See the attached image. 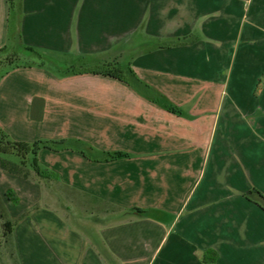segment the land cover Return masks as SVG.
Segmentation results:
<instances>
[{
  "label": "crops",
  "instance_id": "obj_1",
  "mask_svg": "<svg viewBox=\"0 0 264 264\" xmlns=\"http://www.w3.org/2000/svg\"><path fill=\"white\" fill-rule=\"evenodd\" d=\"M18 34L41 53L84 58L71 78L130 65L172 105L125 87L154 123L142 150L76 152L61 179L45 177L50 194L0 168L17 264H264V206L245 196L264 193V147L252 145L264 144V0H0V50ZM34 69L14 67L0 93H18L11 79ZM19 92L30 110L37 95ZM41 93L46 106L62 101L61 86ZM239 121L253 134H227ZM15 181L18 204L6 196Z\"/></svg>",
  "mask_w": 264,
  "mask_h": 264
},
{
  "label": "rangeland",
  "instance_id": "obj_2",
  "mask_svg": "<svg viewBox=\"0 0 264 264\" xmlns=\"http://www.w3.org/2000/svg\"><path fill=\"white\" fill-rule=\"evenodd\" d=\"M12 49L8 47L5 51L0 52V82L9 71L18 65L33 66L42 69V71L40 69H37L40 71H35L34 69L27 78L19 76L11 79L12 82L10 80V86L20 87L18 93H20L19 90L29 89L31 94L37 95L34 97L30 110L26 108L24 100L26 96L18 94L17 89H13L15 87H12L14 93H11V95L6 89H3L4 91L0 93V122H3L4 125L1 126L0 124V129L10 139L19 136L31 146L28 152L19 153L13 142L4 137L0 140V149L11 151V153H0V156L16 163H22L23 170L28 172V177L34 175V177L36 176L44 182L48 194L51 193L53 188H56V181L49 185L45 177L58 178L61 174L57 172V169H61V165L63 171L67 172V167H72L74 163H77L73 156L76 152H90L94 156L105 151H110L113 154L122 151L136 152L139 149L142 150L140 143L144 137L148 136L147 134H153L150 131L152 127L147 129L146 125L154 126V123L144 122L141 119V115L144 116L147 111L142 112L143 110H139L138 97L132 93L126 94L124 88L130 86V83L119 78L118 75H114L124 71L119 62L114 60L111 64L107 62L106 66L97 69L95 73L91 74V77L71 78L74 73H70L67 69L72 71L76 67L81 68L86 65V60L84 61V58L76 55V52H72L68 56H61L60 54L41 53V50L36 49L39 55H29L23 52L18 53ZM227 55L222 57V61L227 59ZM99 71L108 72L102 73ZM83 72L84 70H78L76 74ZM60 79L61 81H59ZM59 86H61V103L44 105V111L41 112L39 106H42V102L38 99L44 100V98L42 95L40 96V93L46 92L48 88L52 89ZM147 92V96L159 100L160 104L166 105L162 99L163 96L152 93L149 95V91ZM127 98H130L129 105H127ZM35 101L36 106L34 109ZM229 124L226 127L229 135H237L240 132L242 134H253L252 131H255L249 126V122L239 121L229 122ZM258 125H260V122L255 126V132L264 137V129H258ZM71 137L87 143L93 147V150L84 151L71 147L65 142ZM256 143L252 145L254 147L257 145L258 152L261 153V147H264V144ZM35 144H38L37 147H33ZM248 145L245 144V147L247 148ZM153 146V144L146 145L150 149ZM34 148L36 149L35 152ZM247 150L251 151L252 149L247 148ZM35 159H37L42 175L35 170ZM76 167L82 168L84 166ZM55 172L58 176L53 174ZM0 183L2 185L3 179ZM13 183L16 184H12L14 187L12 189L19 195L17 188L20 185L16 181ZM256 189L259 190L254 187L248 189L245 196L251 201L262 205L256 200L255 195L251 194ZM54 192H57L58 197L61 198V192H58V190ZM7 199H9L8 196ZM9 201L15 204L12 200L9 199ZM57 208L59 209V207ZM4 220L5 218L0 216V264H17L13 242L4 238L2 228Z\"/></svg>",
  "mask_w": 264,
  "mask_h": 264
},
{
  "label": "trees",
  "instance_id": "obj_3",
  "mask_svg": "<svg viewBox=\"0 0 264 264\" xmlns=\"http://www.w3.org/2000/svg\"><path fill=\"white\" fill-rule=\"evenodd\" d=\"M8 47L13 48L12 50H14L18 53L23 52V53H28L29 55H34V54L39 55V53L34 48L28 47L24 44L21 34H18L16 41L13 40L11 45L10 44L7 45L5 48L0 50V52L5 51ZM99 72L103 73V72H108V71H99ZM112 73H114V72H112ZM114 75L115 76L118 75L119 78H121L123 80H127L133 87H135L141 93H145L146 95H148L147 91H149V95H151V93H152V94H157V95L163 96L153 86H151V85L147 84L145 81H143L137 75V73L133 70V68L130 65L122 73H120V74L116 73ZM162 99H163L164 103H166V106L171 107L172 104L168 101V99L165 96H163ZM38 101L42 102L41 103L42 106L41 107L39 106V108H40V111L43 112L44 111V100H42L40 98V99H38ZM157 101H159V100H157ZM35 106H36V101L34 102V109H35ZM0 134L2 135L0 140L4 139V137L8 138L10 141L13 142L14 146L16 148H18L19 153L24 154L31 149V146L29 143L24 142V141H16V140L10 139V137L6 133H4L1 129H0ZM65 142L68 145H70L71 147H76L80 150H84V151H87L88 149L93 150V147H91L90 145H88L87 143H85L79 139L71 138V139L66 140ZM37 145L38 144H35L33 147H35V146L37 147ZM35 151H36V149L34 150V152ZM0 153H11V151L0 149ZM88 153H89V155H92L90 152H88ZM120 156H123L122 152H117L114 154L111 152L110 153L101 152L100 155H98L99 158H107V159H113V158L120 157ZM34 167H35V170L37 171L38 174H40V175L43 174L40 171V167H39V164L37 162V159H35ZM0 168L7 170L9 172L24 176V177H28V172H25L23 170V164L22 163L13 162V161L8 160L2 156H0ZM251 194L255 195V197L257 198L256 200L264 206V193H262L261 191L256 189ZM6 195L15 204L19 203L20 198L13 189H9V191H7ZM133 211H136L137 213H139L141 215L146 213L145 210H141L138 208H134ZM0 216L2 218H5V220L2 223L4 238L10 239L13 242V231H14L15 223L10 218L7 207L5 205V202L1 196H0ZM13 246H14V244H13Z\"/></svg>",
  "mask_w": 264,
  "mask_h": 264
}]
</instances>
